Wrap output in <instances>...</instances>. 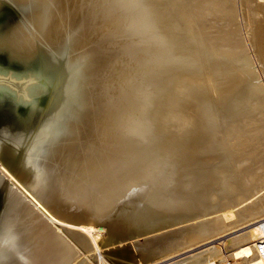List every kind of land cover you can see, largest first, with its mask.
Listing matches in <instances>:
<instances>
[{
  "label": "bare ground",
  "instance_id": "1",
  "mask_svg": "<svg viewBox=\"0 0 264 264\" xmlns=\"http://www.w3.org/2000/svg\"><path fill=\"white\" fill-rule=\"evenodd\" d=\"M248 1L259 69L227 0H0L23 13L0 29V102L22 107H0V264H224L256 236L219 239L264 187Z\"/></svg>",
  "mask_w": 264,
  "mask_h": 264
},
{
  "label": "rangeland",
  "instance_id": "2",
  "mask_svg": "<svg viewBox=\"0 0 264 264\" xmlns=\"http://www.w3.org/2000/svg\"><path fill=\"white\" fill-rule=\"evenodd\" d=\"M221 1H224V0H221ZM256 1V2H255ZM253 3H251V1H250V5H255V6H257L256 8L258 9L257 10V19H260L261 21H262V23L264 24V8H261L260 6H262L261 4H260V6L259 5H256L258 2L259 3H261L259 0L257 1V0H255ZM245 2L246 3H248L249 1L248 0H227V4H224V6L225 7H227V9L229 8V10H230V12L232 13V14H234L233 15V20L232 21H230V23L228 22V27L229 28H232V29H229L228 27H227V25H226V29L227 30H233V29H235V31H236V33H235V36L234 37H232L234 40H237V41H239V43H242V45L244 44L247 48H248V52H250L252 55H253V57H254V64L258 67V69L259 68H261V64H262V62H261V59H259L260 58V56H259V54H258V50L255 48V49H253V42H255L256 40H255V38L253 37V33H252V31L254 32V29H252V28H254L253 26L255 25V23L257 24L258 23V21L257 22H255L253 19V17H255V15H254V12L253 11H250V10H248L247 9V7H246V4H245ZM227 5V6H226ZM260 7V8H259ZM248 10V11H247ZM261 10V11H260ZM258 11H260L259 13H258ZM229 12V13H230ZM223 14L225 13H228V12H224V10H223V12H222ZM226 14V16L228 15H231V13L230 14ZM248 13V14H247ZM253 13V14H252ZM263 13V14H262ZM252 14V15H251ZM254 15V16H253ZM262 15V16H261ZM220 16V15H219ZM222 16V15H221ZM220 16V18H219V23L220 24H222V23H224L223 22V16L221 17ZM235 16V17H234ZM253 16V17H252ZM259 16V17H258ZM23 17V13L22 12H20L19 11V8L18 7H16V6H13V5H10V4H3V5H0V29H2L3 27H7V26H10L11 24H14V22L17 20V21H20V19ZM262 17V18H261ZM223 18V19H222ZM250 18V19H249ZM250 20H251V22H250ZM260 21V22H261ZM233 24V25H232ZM238 38H237V37ZM88 39V37L86 38V40ZM85 40V39H84ZM83 40V41H84ZM88 40H91V42H87ZM87 41H85L84 43L86 44V42H87V45L86 46H90V45H92V39H90V37H89V39H88ZM254 40V41H253ZM246 43V44H245ZM254 45H255V43H254ZM81 49H82V47H80V48H78L77 50H75V52L74 53H78L79 51H81ZM250 49V50H249ZM256 50V51H255ZM257 53V54H256ZM255 54V55H254ZM259 56V57H257V56ZM48 56H50V55H48ZM45 56H43L42 55V57L40 56V58L39 59H41L42 60V63L46 66H50L51 64L49 63V62H47L46 61V58H44ZM257 59L258 60H260V61H257ZM52 61H53V59H52ZM256 61V62H255ZM5 62V60L4 59H2L1 57H0V63L1 64H5L4 63ZM55 62H59V61H55ZM260 62V63H259ZM49 63V64H48ZM260 65V66H259ZM99 73H101V71H99ZM22 75V74H21ZM27 77L28 78H31V76H28V75H22L21 77L19 76V77H14V79H15V81L16 80H21V78H23L24 80L26 79V80H28L27 79ZM260 79V78H259ZM29 81V80H28ZM22 82L23 83H26V81H23L22 80ZM261 83H263L264 84V76L261 74V81H260ZM17 83V82H16ZM18 84H20V83H18ZM17 85V84H16ZM12 91H14L15 92V88H13V89H11ZM262 124V125H261ZM259 126V127H258ZM255 128V129H254ZM246 131V130H245ZM247 131H249L250 132V134H252L253 136H254V138H253V142L252 143H250L251 144V146H250V144H248L247 146H245L246 144H244V142H243V140L244 139H246V138H244V136L241 138V137H239V140H238V137H237V139H236V143L237 144H239L240 146H241V144L243 143V145L242 146H245V150L246 149H248V148H250L249 150H247L245 153H247V154H250L249 156L251 157V158H254V164L253 165H255L254 167L252 166V168L255 170H253L254 172H255V174L254 175H257V178H256V180L257 181H259V182H257L256 183V180H255V187L256 188H254V183L252 184V187H253V189H256V190H258L260 187H261V183H262V187L264 186V123H261L260 122V125H258V123H257V125H252L249 129L247 128ZM257 131H258V133H257ZM253 133H255V135L253 134ZM260 135V136H259ZM240 136H242V135H240ZM246 137V136H245ZM242 140V141H241ZM246 140H248V139H246ZM248 141H246V143H247ZM234 143H235V141H234ZM235 143V144H236ZM262 149V150H261ZM251 152V153H250ZM255 154H254V153ZM261 152V153H260ZM252 153H253V156H251L252 155ZM257 153V154H256ZM262 154V155H261ZM255 155V156H254ZM259 156V157H258ZM249 157V158H250ZM259 159L260 158V161L258 162V160H256V159ZM262 158V159H261ZM263 160V161H262ZM255 161H257V162H255ZM261 180V181H260ZM252 182H254V181H252ZM257 184V185H256ZM257 187H258V189H257ZM263 190V191H262ZM262 190H260V191H262V195L261 196H258V195H260L258 192H260V191H258L256 194H257V197L259 198H257L256 196V198H254L253 200L254 201H251V203H248L246 206H243V207H241L240 209H238L237 211L235 210V212H233L234 213V215L232 214L231 216L232 217H228L229 218V220H230V222L228 223V226L231 224V225H233L232 226V228L229 226L228 227V230H227V228H225V226H224V228L226 229L225 231H224V233H221L222 235H220L219 234V236H222V237H220L219 239H227V241H230V239H231V241H233V240H237L238 238H243V237H247V236H249V234H251V233H257L256 234V236L254 235V237H251V238H253V239H249V241H245V242H243V241H241V242H238L236 245H234L233 247L235 248H233L234 250L233 251H231L230 253H226V252H224L225 254L223 255V256H227L226 258L227 259H225V257H224V261L226 262H224V264H264V257H263V252L262 251H264V187H263V189ZM261 193V192H260ZM262 197V198H261ZM261 199H263V200H261ZM259 200H260V202L262 203V205H261V203H259ZM258 201V203H256ZM258 208H260V209H258ZM258 209V210H257ZM253 210V211H252ZM252 211V212H251ZM251 212V213H250ZM262 212V213H261ZM216 214H219V212L218 213H216ZM259 215V216H258ZM257 216V217H256ZM256 217V218H255ZM257 219H261V220H257ZM263 219V220H262ZM254 220L256 221H258V222H254ZM232 222V223H231ZM254 222V223H253ZM250 223H251V225H250ZM249 224V225H248ZM227 225V224H226ZM244 225H248V226H245V228L243 227ZM258 228V229H256V228ZM251 230V231H250ZM254 230H256V231H254ZM217 232V231H216ZM230 232V233H229ZM251 232V233H250ZM246 235H245V234ZM249 233V234H248ZM214 233H211V235H213ZM224 234V235H223ZM236 235H238V236H236ZM244 235V236H243ZM252 235V234H251ZM214 236V235H213ZM216 236H218V234L216 235ZM236 236V237H235ZM234 237V238H233ZM257 237V238H256ZM229 238V239H228ZM236 238V239H235ZM255 239V240H254ZM239 240V239H238ZM237 240V241H238ZM249 242H251V243H249ZM246 243H249L248 244V246H246V247H249V248H245L246 250H244V248L242 249V248H240L239 246H241V247H243V245H244V247H245V245H246ZM229 244V243H228ZM216 245H220V248L224 251L225 250V248H226V246H224L225 244L224 243H218V244H216ZM222 245V246H221ZM237 245H239V246H237ZM236 246V247H235ZM204 247V246H203ZM202 247V248H203ZM262 247V248H261ZM236 248H237V251H236ZM240 248V249H239ZM243 250V251H246V252H240V250ZM198 250V249H197ZM226 251V250H225ZM239 251V252H238ZM233 253H235L234 255H233ZM243 253V254H242ZM229 254H230V256L231 257H229ZM237 254H239L240 256H242L241 258H240V256L238 255L237 256ZM244 254H247L246 255V257H247V261L245 260L246 259V257H245V255ZM237 257H236V256ZM233 256V257H232ZM244 256V257H243ZM229 257V258H228ZM244 259V260H243ZM241 260V261H240ZM250 261V262H249ZM243 262V263H242ZM222 264H223V262H222Z\"/></svg>",
  "mask_w": 264,
  "mask_h": 264
},
{
  "label": "water",
  "instance_id": "3",
  "mask_svg": "<svg viewBox=\"0 0 264 264\" xmlns=\"http://www.w3.org/2000/svg\"><path fill=\"white\" fill-rule=\"evenodd\" d=\"M3 105V107H2V109L4 110V111H9V112H11V113H16L17 112V109H22V107L21 106H17V109H16V112L14 111V110H12L8 105H9V103H7L6 101H1L0 102V107Z\"/></svg>",
  "mask_w": 264,
  "mask_h": 264
},
{
  "label": "built area",
  "instance_id": "4",
  "mask_svg": "<svg viewBox=\"0 0 264 264\" xmlns=\"http://www.w3.org/2000/svg\"><path fill=\"white\" fill-rule=\"evenodd\" d=\"M264 246V245H263ZM262 248V247H261ZM263 252V257H264V251H262Z\"/></svg>",
  "mask_w": 264,
  "mask_h": 264
}]
</instances>
